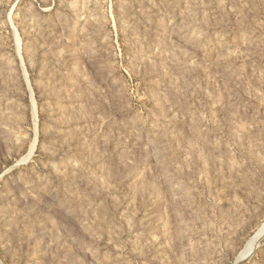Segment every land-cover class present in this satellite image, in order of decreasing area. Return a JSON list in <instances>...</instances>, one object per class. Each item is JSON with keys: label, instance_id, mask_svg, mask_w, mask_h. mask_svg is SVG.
<instances>
[{"label": "rangeland", "instance_id": "rangeland-1", "mask_svg": "<svg viewBox=\"0 0 264 264\" xmlns=\"http://www.w3.org/2000/svg\"><path fill=\"white\" fill-rule=\"evenodd\" d=\"M264 0H0V264H264Z\"/></svg>", "mask_w": 264, "mask_h": 264}, {"label": "bare ground", "instance_id": "bare-ground-1", "mask_svg": "<svg viewBox=\"0 0 264 264\" xmlns=\"http://www.w3.org/2000/svg\"><path fill=\"white\" fill-rule=\"evenodd\" d=\"M263 233H264V225L259 227V229L255 232V234H253V236H251L249 238V240L246 242L243 250L241 251L239 258H241V257L252 252V250L256 246L259 238L262 236Z\"/></svg>", "mask_w": 264, "mask_h": 264}, {"label": "water", "instance_id": "water-1", "mask_svg": "<svg viewBox=\"0 0 264 264\" xmlns=\"http://www.w3.org/2000/svg\"><path fill=\"white\" fill-rule=\"evenodd\" d=\"M264 234V233H263Z\"/></svg>", "mask_w": 264, "mask_h": 264}]
</instances>
